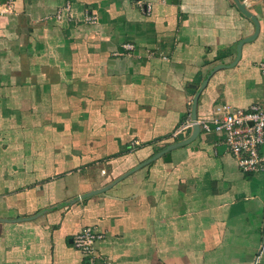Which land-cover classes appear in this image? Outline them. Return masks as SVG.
Returning a JSON list of instances; mask_svg holds the SVG:
<instances>
[{"label": "crops", "instance_id": "1", "mask_svg": "<svg viewBox=\"0 0 264 264\" xmlns=\"http://www.w3.org/2000/svg\"><path fill=\"white\" fill-rule=\"evenodd\" d=\"M239 1L260 31L238 59L256 26L234 0H13L0 264H89L73 246L89 226L110 264H264V170L243 174L215 134L170 149L201 88L199 122L263 102L264 5Z\"/></svg>", "mask_w": 264, "mask_h": 264}, {"label": "built area", "instance_id": "2", "mask_svg": "<svg viewBox=\"0 0 264 264\" xmlns=\"http://www.w3.org/2000/svg\"><path fill=\"white\" fill-rule=\"evenodd\" d=\"M261 2L264 5V0ZM12 10L13 0H0V15H7ZM88 19L93 21L90 17ZM261 73L264 78V62L261 63ZM198 124L205 135L215 134L220 138L243 174L253 176L264 170V99L247 109L220 105L211 119L198 121ZM193 126L190 114L173 132V137L188 136ZM104 238L97 227H85L74 236L73 246L89 264H110L97 250V244Z\"/></svg>", "mask_w": 264, "mask_h": 264}, {"label": "water", "instance_id": "3", "mask_svg": "<svg viewBox=\"0 0 264 264\" xmlns=\"http://www.w3.org/2000/svg\"><path fill=\"white\" fill-rule=\"evenodd\" d=\"M234 1H235V3L237 4V6H238V8L240 9V11H241L243 14H245L247 17L251 18V19L253 20L255 26H256L255 33H254L252 36H250V37H248V38H246V39H243V40L241 41V43L239 44V46H238V59H239V58L241 57L242 46H243L245 43L251 42L252 40H254V39L258 36L259 31H260V24H259L257 18H256V17H255V16H254V15H253L248 9H247V7H246V3H245V2L242 3V2H240L239 0H234ZM218 68H221V67H218ZM215 71H216V70H214V71H212V72H215ZM211 74H212V73H211ZM209 77H210V75H209ZM209 77H208V79H209ZM207 82H208V81H207ZM207 82H206V83H207ZM202 91H203V88H201V89L199 90V92L197 93V95H196V97H195V100H194V103H193V106H192V119H193V122H194L192 136H191L189 139L183 141L182 143H179V144H177V145L171 147V148H170L171 150H172L173 148H175V147L183 146V145H186V144H188V143L193 142V141L198 137V135L200 134L201 129H200V126H199V124H198V119H197V105H198V100H199V97H200V94H201ZM107 190H108V187H106V188H104V189H101V190H99V191L92 192V193H90L89 195H87L85 198L90 197V196H94V195H97V194H100V193H103V192H105V191H107Z\"/></svg>", "mask_w": 264, "mask_h": 264}]
</instances>
